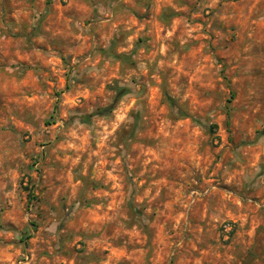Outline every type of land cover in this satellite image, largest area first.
Listing matches in <instances>:
<instances>
[{"label":"rangeland","instance_id":"1","mask_svg":"<svg viewBox=\"0 0 264 264\" xmlns=\"http://www.w3.org/2000/svg\"><path fill=\"white\" fill-rule=\"evenodd\" d=\"M101 1L0 0V264H264V0H142L145 67L87 78Z\"/></svg>","mask_w":264,"mask_h":264},{"label":"crops","instance_id":"2","mask_svg":"<svg viewBox=\"0 0 264 264\" xmlns=\"http://www.w3.org/2000/svg\"><path fill=\"white\" fill-rule=\"evenodd\" d=\"M146 5H148L147 2H143L142 0H102L98 6V12H100V15L97 17L100 21V28H98V32L95 33V36L93 37V49L104 48L111 45L114 38V46L117 53L129 54L132 50H137L135 55L137 63L133 67L130 66V69L145 67L143 64L145 61L144 58L149 51V43H152L148 38L150 37V32L153 34V28L147 22L161 24L166 27V24L159 20V15L162 10L157 13L156 17L155 15H151V17H153L151 20L146 22H144L143 19L138 20L139 17L134 15V12L138 13L140 17L143 18L146 12L145 10H147ZM73 18L75 19L76 17ZM126 19L130 20L134 25H126L124 23L126 22ZM146 39L149 41H146ZM90 47L91 44H89V47L87 46V48ZM84 48H86V46L82 42L75 50L76 56H74L73 59H79V54L83 53ZM91 51H89L88 54L86 52L83 63L82 61L79 62L80 68H92L93 71L90 72V74L85 75L87 78H94V76L97 75L98 69H104L108 66L121 67L119 61L114 62L112 61V58L105 57L100 52L91 53ZM81 86L82 85H79V87L74 90V96H78L81 92L86 94L87 92H90L88 85H85V88H82ZM228 222L232 223L235 229H237L236 223L233 221H227L226 223ZM223 225L221 226L220 235L225 241H229L234 237L236 231L231 238L227 237Z\"/></svg>","mask_w":264,"mask_h":264},{"label":"trees","instance_id":"3","mask_svg":"<svg viewBox=\"0 0 264 264\" xmlns=\"http://www.w3.org/2000/svg\"><path fill=\"white\" fill-rule=\"evenodd\" d=\"M134 14L137 15L138 17H140V15L138 13L134 12ZM176 14H178L177 11H174L173 9H171L169 7H167V8L165 7L164 9H162L161 14L159 15V20L161 22H163L164 24L168 25L170 23L172 17L175 16ZM114 44H115V42H114V38H113V42L111 43V45L104 47V48H97L93 51V53L94 52L95 53L100 52L105 57H110L114 61H119L120 66H121V70H124L125 67L134 66L137 63L136 58H135L136 51H137L136 49L132 50V52H130L129 54L117 53L115 51ZM108 88H109V90L114 92V97L108 105L103 106V107H97L95 110H93L91 112L82 113V114L77 115V116H72L70 119V122L74 121L75 118H78L80 121H82L84 123H91L92 120L96 117L108 116L117 108L118 103L120 102L122 97L129 94V92H130V88L121 85L119 81L117 83L109 84ZM165 97H166L167 101L170 103L171 107L177 105L175 99L172 96H170L167 91H165ZM230 117H231V114L229 112L227 123L230 122ZM235 231H236V229H235V227H233V229L230 231V238L233 236ZM20 238H21V240L24 241L23 234L21 235ZM243 264H246V263L243 262Z\"/></svg>","mask_w":264,"mask_h":264},{"label":"built area","instance_id":"4","mask_svg":"<svg viewBox=\"0 0 264 264\" xmlns=\"http://www.w3.org/2000/svg\"><path fill=\"white\" fill-rule=\"evenodd\" d=\"M207 190H204V191H193L192 193V202H194L196 200V198L199 196V195H203V194H206ZM233 224L228 222V223H225L223 225V228H224V231L226 232V236L227 237H230V231L233 229Z\"/></svg>","mask_w":264,"mask_h":264}]
</instances>
